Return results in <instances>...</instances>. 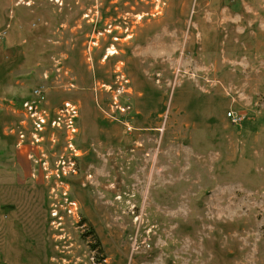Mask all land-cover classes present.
I'll list each match as a JSON object with an SVG mask.
<instances>
[{"label": "rangeland", "instance_id": "1", "mask_svg": "<svg viewBox=\"0 0 264 264\" xmlns=\"http://www.w3.org/2000/svg\"><path fill=\"white\" fill-rule=\"evenodd\" d=\"M0 264H264V0H0Z\"/></svg>", "mask_w": 264, "mask_h": 264}, {"label": "built area", "instance_id": "2", "mask_svg": "<svg viewBox=\"0 0 264 264\" xmlns=\"http://www.w3.org/2000/svg\"><path fill=\"white\" fill-rule=\"evenodd\" d=\"M230 118V121L234 124H238L241 120L240 116L235 114L234 112H230L227 115Z\"/></svg>", "mask_w": 264, "mask_h": 264}]
</instances>
